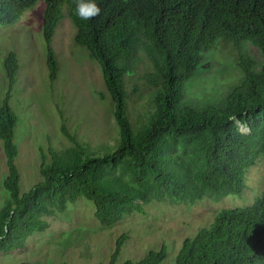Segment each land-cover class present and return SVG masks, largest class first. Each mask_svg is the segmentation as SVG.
<instances>
[{"label":"trees","instance_id":"trees-1","mask_svg":"<svg viewBox=\"0 0 264 264\" xmlns=\"http://www.w3.org/2000/svg\"><path fill=\"white\" fill-rule=\"evenodd\" d=\"M38 1L0 0V25L14 22ZM95 2L99 15L83 20L76 15V0H42L46 63L54 80L58 62L52 38L65 10L75 27V43L87 47L100 66L117 141L98 154L63 123L61 130L72 144L50 148V159L39 167L41 179L21 191L14 134L19 116L10 104L20 64L17 53L9 51L3 63L9 85L0 103L7 165V195L0 206L1 252L23 247L28 236L45 230V216L81 196L93 202L98 220L111 224L152 199L193 202L240 195L248 169L264 156V61L256 67L241 54L236 64L243 74L218 102H182L185 81L219 38L249 40L264 57V0ZM139 51L153 66L145 74L153 86L152 109L133 127L126 113L124 77L134 69ZM125 238L121 234L110 259L98 264H118ZM167 254V247L161 246L120 264H160ZM174 264H264V191L248 205L218 210L209 225L184 238Z\"/></svg>","mask_w":264,"mask_h":264},{"label":"rangeland","instance_id":"rangeland-1","mask_svg":"<svg viewBox=\"0 0 264 264\" xmlns=\"http://www.w3.org/2000/svg\"><path fill=\"white\" fill-rule=\"evenodd\" d=\"M43 8L39 0L14 22L0 25V103L9 85L3 64L6 54L15 51L20 64L10 104L19 116L14 134L21 191L41 179L39 167L42 161L50 159V148L60 150L72 144L61 130L63 123L79 141L88 143L98 154L107 152L105 148L114 146L118 138L111 97L105 89L100 66L87 47L75 43V27L65 10L52 38L58 69L55 79L50 78L42 31ZM241 54L253 59L256 67L264 61L259 48L251 41L236 43L219 38L212 49L203 52L202 63L185 81L182 102L194 105L218 102L230 84L243 74L236 64ZM133 65L134 69L124 77V86L127 117L135 127L152 109L153 86L146 82L145 74L153 66L143 51L136 53ZM241 130L248 131L243 125ZM5 158L0 139V206L7 195L3 187L7 173ZM263 191L264 156H259L246 173L242 193L224 195L218 200L208 197L193 202L152 199L143 203L141 210L125 213L119 220L104 224L96 218L93 202L81 196L64 210L45 216V230L28 236L23 247L0 251V264L107 262L121 234H126V238L120 247L118 264L126 259L138 260L161 246L167 247L168 254L160 264H174L184 238L209 225L218 210L248 205Z\"/></svg>","mask_w":264,"mask_h":264},{"label":"clouds","instance_id":"clouds-1","mask_svg":"<svg viewBox=\"0 0 264 264\" xmlns=\"http://www.w3.org/2000/svg\"><path fill=\"white\" fill-rule=\"evenodd\" d=\"M76 15L83 20L91 19L100 13L95 0H76Z\"/></svg>","mask_w":264,"mask_h":264}]
</instances>
